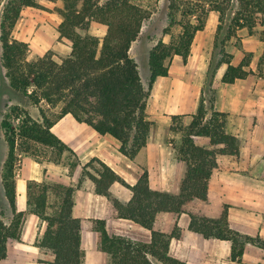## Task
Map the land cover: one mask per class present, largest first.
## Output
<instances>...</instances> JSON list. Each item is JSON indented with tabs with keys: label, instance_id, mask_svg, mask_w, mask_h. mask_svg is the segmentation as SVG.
Here are the masks:
<instances>
[{
	"label": "trees",
	"instance_id": "16d2710c",
	"mask_svg": "<svg viewBox=\"0 0 264 264\" xmlns=\"http://www.w3.org/2000/svg\"><path fill=\"white\" fill-rule=\"evenodd\" d=\"M41 1L4 0L0 12L3 64L10 86L33 104L42 99L52 105L63 104L56 118L49 120L43 116L42 121L33 118L25 109H12L22 115L17 131L14 128L6 136L8 158L1 181L0 260L7 255L8 242L20 240L24 216L23 212L16 211L15 205L13 154L16 136L50 147L57 153L67 151L70 154V148L51 132L50 127L56 119L71 113L77 121L89 125L97 133L115 138L119 143L118 150L133 159L145 146L154 124L148 118L147 102L155 80L168 75L169 62L174 56L186 62L195 34L204 29L207 13L214 11L218 15L217 25L196 112L186 126L182 123L175 126L181 115L171 116L170 129L182 132L177 159L185 163V171L179 190L151 189L146 171L129 185L98 158H91L82 165V176L90 179L97 194L108 199L113 217L132 220L151 231L149 242L134 241L111 236L103 219L92 220L93 230L97 233L96 247L109 256L107 264H185L168 254L170 238L179 235L178 228L174 227L169 234L152 228L159 212L187 213L191 231L206 239L229 240L230 259L237 264H248L242 261L244 245L250 243L264 250V239L231 229L226 205L217 217H208L187 205L194 200H207L209 179L217 167V155L238 154L236 137L225 131L226 114L214 108L213 81L223 64L226 65L221 76L224 83H232L252 73L248 68L250 56L246 54L237 65H233L232 54L225 46L232 38H239L240 30L252 35L258 32L257 28H264V0H196L192 4L181 0V19L176 23L179 30L170 35L168 42L159 40L149 50L146 81L142 80L129 49L138 37L143 21L149 17L147 10L130 0H106L103 3L98 0H47L62 3L58 33L71 42L69 54L58 63L47 53L27 59V43L11 37L21 10L38 8ZM179 1L172 0V7L178 9L180 5L176 3ZM91 22L106 26L102 37L80 33L88 31ZM260 34L264 36V29ZM30 86H33L31 90ZM9 119L1 122L6 131L10 129ZM193 135L209 137L214 147L194 144ZM72 165H76V161H72ZM114 182L131 191L127 202L110 191ZM79 184L65 185L48 177L42 182L27 183V211L45 222L43 232L38 233L34 241L42 256L39 258L42 264H84L80 219L72 215L73 194ZM8 212L12 214L10 222L5 221Z\"/></svg>",
	"mask_w": 264,
	"mask_h": 264
},
{
	"label": "crops",
	"instance_id": "0c3cea01",
	"mask_svg": "<svg viewBox=\"0 0 264 264\" xmlns=\"http://www.w3.org/2000/svg\"><path fill=\"white\" fill-rule=\"evenodd\" d=\"M213 20L208 19L205 29L202 30L211 37H214L217 25V18ZM242 31L238 32L240 45H231L228 52L232 54L233 65L241 61L245 51L251 52L248 68L252 73L232 83H224L221 82L226 68L223 64L218 68L213 81L214 108L226 114L225 131L236 137L239 151L235 155H217V167L209 179L207 200H194L188 203L187 207L208 217H217L226 205L227 221L231 229L264 239V64L258 66L261 57L264 60V38L250 43L254 36L247 33L243 35ZM199 32L201 31H198L195 37ZM207 64L205 62L201 68L194 70L193 77L188 79L187 90L181 94L178 91V95L173 93L175 83L170 76L172 69L168 70L167 76L162 77L167 81L166 97L160 108L162 116L153 117L149 100L147 114L154 124L145 146L133 159L118 150L119 143L115 138L97 133L89 125L77 121L71 113L62 115L50 127L51 132L70 148V154L67 151L57 153L52 148L38 143L35 144L41 147L43 155L27 149L22 150L19 147L20 138H17L13 154L15 205L16 211L23 212L24 216L20 240L8 242L7 255L0 260V264H42L39 262L42 256L34 241L38 233L43 232L45 222H41L37 215L27 211V183L42 182L44 177L65 185H76L80 182L73 194L72 215L80 219V244L84 250V264H107L109 261V256L96 247L97 233L92 227L94 219H103L111 236L149 242V229L132 220L113 217V208L108 199L97 194L90 179L86 175L82 176V165L91 158H98L129 185H133L146 171L151 189L178 191L180 180L184 176L185 163L177 159L182 132L170 129L171 116L181 115L184 126L190 123L192 115L196 112ZM24 107L35 118L31 106ZM192 140L198 146L214 147L207 136L193 135ZM7 158L5 131L0 126L1 199V181ZM72 161H76V165H72ZM109 189L124 202L131 198L129 188L118 182L112 183ZM11 217V212H8L5 221L10 222ZM189 221L188 214L184 212L179 215L159 212L156 215L152 226L154 230L169 234L174 227L178 228L179 235L171 237L169 241L170 256L185 264H237L230 259L229 240L206 239L188 228ZM242 261L258 264L264 261V250L246 243Z\"/></svg>",
	"mask_w": 264,
	"mask_h": 264
},
{
	"label": "rangeland",
	"instance_id": "374dc122",
	"mask_svg": "<svg viewBox=\"0 0 264 264\" xmlns=\"http://www.w3.org/2000/svg\"><path fill=\"white\" fill-rule=\"evenodd\" d=\"M98 1L103 3L106 0ZM188 1H190L192 4L196 0ZM130 2L144 8L149 12V17L143 21L138 37L132 42L129 49V55L136 62L142 80L146 81L147 55L149 50L159 40L168 42L170 35L176 34L179 30V27L176 23L181 19V0L176 3L180 5L178 9L174 6L172 7V0H130ZM3 3L4 0H0V12ZM61 7L62 3L59 1L51 2L42 0L41 6L38 8L25 7L21 10L20 16L12 30L11 37L27 43V59H35L47 53L51 55L53 60L60 63L61 59L69 54L71 50L70 40L65 37H61L58 33V27L62 20L59 13V9ZM193 17L194 16L191 18ZM212 18L215 20L218 18V15L214 11H209L207 13L206 23L208 19L210 20ZM257 30V33L252 34L254 38L250 39V43L256 41L257 39L264 38V36H261L260 34L262 29L259 27ZM105 32L106 26L98 22H91L88 31H80L81 34L89 33L98 37H102ZM242 33L243 35H246L247 32L243 29ZM213 39L214 37L205 34V32L201 30V32H199V34L192 41L190 54L186 62H183L177 56L171 58L169 62V69H172L170 76L172 82L175 83L173 88V93H175V95H178V91L180 94L185 92L187 90L186 86L188 85V79L193 77L194 70L201 68L202 64L205 62L208 63L213 47ZM240 39V37L232 38L230 41H228L225 46L226 51L228 52L232 46L238 47L240 45ZM244 54H248L250 56L251 52L245 51ZM259 63L260 64L258 66H262L264 64L263 57H261ZM165 80L166 79L162 77H158L155 80L150 97L148 99V102L151 100V111L153 110L152 113L156 115H153V117L162 116L160 108L167 92V81ZM32 87L33 86H30L29 90H31ZM24 105L31 106L30 109L32 111V115L36 120L42 121L43 116L49 120L56 118L59 115L63 104L59 102L55 105H52L44 99L40 100L36 104H33L28 98L19 96V94L10 86L9 78L6 75V68L4 67L2 56V43L0 41V118H2L1 122L6 118H10L9 120L11 122L9 126L10 129L8 131H6V128L2 127L0 122V126L5 131V140H7L6 136L11 134L12 129L15 128L16 130L22 115L17 110L12 112V109H25ZM25 110L28 112L27 109ZM156 111H159L160 113H156ZM9 114L12 115L9 117ZM15 115L18 117H15ZM180 123L183 124L181 116L175 122V126H178ZM17 138H20V149H27L29 151L38 153L39 155H43L41 147H38L35 142L32 143L33 141H30V143L28 139L17 136L15 140ZM0 201H2L1 198ZM44 258L49 257L44 256ZM258 264H264V261Z\"/></svg>",
	"mask_w": 264,
	"mask_h": 264
}]
</instances>
